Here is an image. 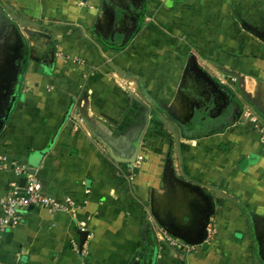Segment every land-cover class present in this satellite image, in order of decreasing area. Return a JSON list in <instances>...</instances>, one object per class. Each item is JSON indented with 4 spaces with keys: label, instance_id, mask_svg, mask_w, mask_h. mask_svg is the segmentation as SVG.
<instances>
[{
    "label": "crops",
    "instance_id": "obj_1",
    "mask_svg": "<svg viewBox=\"0 0 264 264\" xmlns=\"http://www.w3.org/2000/svg\"><path fill=\"white\" fill-rule=\"evenodd\" d=\"M0 1L56 43L53 60L29 62L0 132V155L34 171L46 195L81 205L75 214L27 209L3 235L0 262L256 264L259 230L264 248V145L257 133L238 118L207 135L178 134L148 98H173L192 50L244 88L264 123L254 107L259 102L264 110V43L242 33L238 39V29L195 28L190 6L202 0L133 1L132 14L141 3L149 14L126 47L135 23L130 7L115 12L108 0ZM99 36L124 49H107ZM94 134L122 156L139 139L144 161L123 167ZM15 180L0 169V198ZM155 215L191 248L161 241ZM204 231L203 243L189 244Z\"/></svg>",
    "mask_w": 264,
    "mask_h": 264
},
{
    "label": "rangeland",
    "instance_id": "obj_2",
    "mask_svg": "<svg viewBox=\"0 0 264 264\" xmlns=\"http://www.w3.org/2000/svg\"><path fill=\"white\" fill-rule=\"evenodd\" d=\"M133 1L136 0H108L107 2L111 5L110 7L116 9L118 6L129 8ZM199 2L198 6H190L195 13L191 20L195 28L196 26L204 27L205 24V30L211 33L224 29L231 31L238 29V39L242 37H240L242 33L264 43L259 38L264 35V0H202ZM10 14V9L0 1V74L5 71V66L17 65L23 45L31 47L34 56L41 54L44 46L50 45L46 38L38 34H47L40 31L38 25L26 23ZM223 73L224 71L215 62L203 57L202 53L191 50L173 98L165 103V100H154L150 97L148 103L154 108L152 110L155 114L164 115L175 125L178 134H191L198 137L207 135L238 118L243 120L244 108L252 109L245 100L247 94L244 88L239 83L236 84L218 75ZM5 82L6 80L3 81L0 77V91ZM140 85L139 91L146 96L142 84ZM21 88L22 82L19 85V94ZM256 103L255 105L261 108L260 103ZM252 111L254 112L253 109ZM117 152L121 154L120 151ZM255 235L256 264H264L261 253L264 251L261 230ZM262 235L264 237V233ZM0 264L3 263L0 262Z\"/></svg>",
    "mask_w": 264,
    "mask_h": 264
},
{
    "label": "built area",
    "instance_id": "obj_3",
    "mask_svg": "<svg viewBox=\"0 0 264 264\" xmlns=\"http://www.w3.org/2000/svg\"><path fill=\"white\" fill-rule=\"evenodd\" d=\"M242 119L243 125L254 130L258 135L260 143L264 145V123L249 107L244 108ZM142 161H144V155L138 152L136 162L133 165H137ZM0 169L11 170L16 177L15 182L10 185L5 195L0 198V243L3 235L8 230L10 231L20 225L22 216L27 209L42 208L51 213L69 212L72 214H75L80 209L81 205L69 196L59 201L55 197L46 195L43 191L42 182L35 175L30 174L28 169L16 161H9L4 155H0ZM22 177L25 179V183L20 191L19 179ZM78 230L84 233L86 231V224L79 222ZM153 231L161 237V241L171 247L181 250H189L191 248L188 244L173 237L165 228L157 224L153 225ZM82 252L84 253V251Z\"/></svg>",
    "mask_w": 264,
    "mask_h": 264
},
{
    "label": "flooded vegetation",
    "instance_id": "obj_4",
    "mask_svg": "<svg viewBox=\"0 0 264 264\" xmlns=\"http://www.w3.org/2000/svg\"><path fill=\"white\" fill-rule=\"evenodd\" d=\"M52 45L49 47L48 51H44L36 56L33 55L31 47L23 45L20 49V57L17 59V65L5 66V71L1 72L0 77L4 83L3 89L0 91V120L4 119L8 115V109L11 102V98L16 94L19 97V85L22 82L23 74L25 73L29 62L34 63H44L47 61V57L51 55ZM33 57V59H31ZM9 121V120H8ZM5 123V125L8 123ZM4 125V126H5ZM197 238V237H196Z\"/></svg>",
    "mask_w": 264,
    "mask_h": 264
},
{
    "label": "water",
    "instance_id": "obj_5",
    "mask_svg": "<svg viewBox=\"0 0 264 264\" xmlns=\"http://www.w3.org/2000/svg\"><path fill=\"white\" fill-rule=\"evenodd\" d=\"M38 34H40V36L46 38L47 40L50 39V36L48 34H45V33H38ZM259 38L262 41H264V35L263 36L262 35L259 36ZM31 59H33V57H31ZM53 59H54V52L51 53V60H53ZM18 98L19 97L17 96V94L14 97L11 98V102H10L9 109H8V115L4 119V121H1L0 120V132L3 130L5 123L9 120L10 115H11V113H12L14 107H15V104L18 102ZM254 107L257 110V112H259L262 116H264V110L262 108H259L255 104H254ZM95 136L100 141V143L107 148L110 157L115 162H117V163H125L129 168H131L133 166V164H135L136 157H137V154H138L139 148H140L139 147V139H137V141H135L134 145H132L133 147H131V152L129 153V155L122 156L120 153L117 152V150H115L110 144H108L105 139L101 138L98 135H95ZM30 174H33L34 175V171H30ZM24 183H25V179L23 177L20 178L19 179L20 191L22 190L21 187L24 186ZM212 214H213V212H211L210 214H207L206 215L205 223H204V226H203L204 230L206 229V224L208 223V220H209V218H210V216ZM155 218H156L157 222L159 223V225L162 226L163 228H165L168 233H170L171 235H173L175 237H178V238H180L182 240H186L187 241L186 237L182 236L181 234H177L175 232H172V230L170 229L171 224H169L166 221L160 220L157 217V215H155ZM84 235L86 236L87 233L85 232ZM206 236H207V233H205L204 235H202L201 236V239H199L198 241L189 242V244H191V245L200 244V243H202L206 239Z\"/></svg>",
    "mask_w": 264,
    "mask_h": 264
},
{
    "label": "trees",
    "instance_id": "obj_6",
    "mask_svg": "<svg viewBox=\"0 0 264 264\" xmlns=\"http://www.w3.org/2000/svg\"><path fill=\"white\" fill-rule=\"evenodd\" d=\"M141 7L137 10V9H135L134 10V14H132L131 13V11H132V8L130 7L129 8V10H130V15L133 17V20H134V27H133V29H132V32H131V35H130V37H129V39H128V41L123 45L124 47H126L127 46V44H128V42H130L131 41V39L134 37V36H136L139 32H140V30L142 29V27H143V20H144V18H145V15H148L149 13H147L146 12V10H145V5H144V3H141ZM116 8H118V9H116L117 11H115V12H118L119 11V9L121 10L122 8H119V7H116ZM126 9V8H125ZM124 10V9H123ZM125 11V10H124ZM129 13V12H128ZM99 39L103 42V44H105L106 45V48L107 49H111V50H122V49H124V47H117V46H115V47H111L110 46V44H108L107 42H105L104 40H103V38L101 37V36H99ZM48 41H49V43H50V45H52V48H54L55 47V41H53L52 40V38L50 37V39H48ZM260 115V114H259ZM126 166V164H123V167H125ZM244 211V210H243ZM245 212V211H244ZM211 213V211H208V212H206V215L207 214H210ZM205 215V216H206ZM205 223V222H204ZM204 223H203V226H204ZM170 229L172 230V232H175L176 233V229L175 228H173V227H170ZM204 229V228H203ZM205 232V231H204ZM206 233V232H205ZM178 234V233H177ZM182 235V234H181ZM173 236V235H172ZM183 236V235H182ZM173 237H175V236H173ZM175 238H177V237H175ZM203 243V242H202ZM206 246V245H205ZM154 262L155 261H152V263L151 264H154Z\"/></svg>",
    "mask_w": 264,
    "mask_h": 264
}]
</instances>
